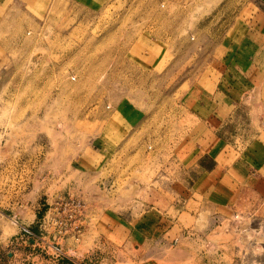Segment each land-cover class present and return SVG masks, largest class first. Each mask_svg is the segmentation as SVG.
<instances>
[{
  "label": "rangeland",
  "instance_id": "1",
  "mask_svg": "<svg viewBox=\"0 0 264 264\" xmlns=\"http://www.w3.org/2000/svg\"><path fill=\"white\" fill-rule=\"evenodd\" d=\"M114 1L103 14L68 21L62 31L76 25L68 37L50 30L38 35L35 22L17 17L4 28L13 35L0 41L22 50L3 56L0 64V264H78L54 262L45 234V242L22 241V227L38 232L43 204L68 193L88 207L80 241H67L76 262L92 251L135 252L117 247L112 237L114 248L98 242L110 233L111 217L146 218L147 206H153L150 192L183 185L175 165L162 178L161 160H170L178 141L192 137L195 123L188 111L194 95L216 91L227 50L240 43L259 11L255 0ZM44 12L38 9L39 18ZM126 30L120 44L136 49L133 54L116 51ZM261 111L254 106L264 129ZM202 136L209 134L202 130ZM103 145L106 151L99 153ZM107 157L112 162L105 166ZM211 160L206 155L203 165L211 168ZM154 199L163 210L186 207L179 215L184 229L171 235L179 239L174 245L181 242L205 258L202 264H264V198L245 196L234 210L218 215L198 210L201 199ZM162 247L154 255L172 251L164 242Z\"/></svg>",
  "mask_w": 264,
  "mask_h": 264
},
{
  "label": "crops",
  "instance_id": "2",
  "mask_svg": "<svg viewBox=\"0 0 264 264\" xmlns=\"http://www.w3.org/2000/svg\"><path fill=\"white\" fill-rule=\"evenodd\" d=\"M113 1L24 0L22 3L21 0H0V38L13 35L4 29L10 17H17L18 21L35 22L38 35L50 30L68 37L76 27L74 24L70 27V31H62V27L66 26L68 21L82 22L93 13L103 14ZM29 3L33 5L31 10L28 9ZM254 3L259 11L250 20L251 23L245 35L241 37L240 43L231 44L227 50L224 73L219 80V87L208 96L200 91L194 95L192 110L188 111L195 123L189 132L192 137L190 135L188 141H178L174 147L175 156H172L170 160L164 161V158H161L164 164L162 178L166 177L168 170L175 165L177 179L181 180L183 185L176 186L175 190L167 188L150 192L149 197L153 206H147L146 218L128 221L118 216L111 217L110 233L98 242L99 245L102 240L103 246L111 244L113 248L116 245L117 247L124 245V248H134L135 252L130 256H99L98 252L95 254L92 251L84 258L78 257V262L76 258L70 256L71 259L68 262L79 264L80 260V264L83 262L84 264H104L103 262L108 260V262L119 264L123 260L135 262V264H202L205 258H197L188 252V249L181 248V242L178 246L174 245L178 244L179 239L173 240L171 235L177 228L184 229L179 221V215L184 213L183 210L186 207L180 206L177 209L178 206L174 205L172 208L163 210L155 206L154 198L170 194L189 197L187 203L190 200L197 202L201 199L202 209L198 208V210L216 215L229 209L234 210L245 196L254 199L264 198V129L260 126L261 121L259 119L256 121L254 113L256 105L262 109L261 113L264 116V0H255ZM42 7L45 8V12L43 17L39 18L37 11ZM126 32L127 30L119 37L116 51L133 54L136 49L132 50L120 44ZM21 50L22 45L17 43L10 46L7 40H1L0 64H2L3 56ZM144 55L147 57L146 51ZM202 130L208 132L207 138L201 137ZM104 146L98 147L97 151L104 153L106 151ZM186 147L189 151L184 155ZM115 152L118 154L120 149H116ZM206 155L212 159L211 168L203 165L202 159ZM111 162V158L107 157L105 166ZM186 166L190 168L186 169ZM49 204L50 202L43 204L42 216ZM191 213L192 216L195 215L194 210ZM156 229L160 230V233ZM37 231L39 233V230ZM156 231L154 235L153 232ZM164 232H166L165 237L161 238ZM111 237L116 243L109 241ZM46 238L50 241L44 240L45 245L54 243L51 237ZM187 239L190 238H186L185 241H188ZM162 242L170 246L172 251L167 256L154 255L153 252L162 251ZM62 248L68 254L67 241ZM52 260L61 262L55 258Z\"/></svg>",
  "mask_w": 264,
  "mask_h": 264
},
{
  "label": "built area",
  "instance_id": "3",
  "mask_svg": "<svg viewBox=\"0 0 264 264\" xmlns=\"http://www.w3.org/2000/svg\"><path fill=\"white\" fill-rule=\"evenodd\" d=\"M150 149V148H149ZM88 207L86 201L76 193L58 196L48 205L45 214L39 221V233L28 227H23L22 241L40 242L45 234L51 237L53 244L48 245L52 258L66 262L71 259L62 248L65 241H80L87 222ZM62 243V244H61Z\"/></svg>",
  "mask_w": 264,
  "mask_h": 264
},
{
  "label": "bare ground",
  "instance_id": "4",
  "mask_svg": "<svg viewBox=\"0 0 264 264\" xmlns=\"http://www.w3.org/2000/svg\"><path fill=\"white\" fill-rule=\"evenodd\" d=\"M12 224H13V226H14V225H16L17 223L13 220V221H12Z\"/></svg>",
  "mask_w": 264,
  "mask_h": 264
}]
</instances>
